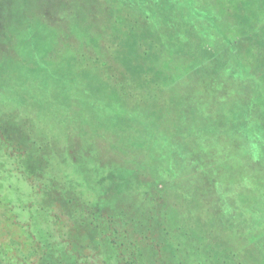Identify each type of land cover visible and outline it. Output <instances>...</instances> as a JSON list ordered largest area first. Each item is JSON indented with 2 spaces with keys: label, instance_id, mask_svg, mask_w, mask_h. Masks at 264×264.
Instances as JSON below:
<instances>
[{
  "label": "trees",
  "instance_id": "trees-1",
  "mask_svg": "<svg viewBox=\"0 0 264 264\" xmlns=\"http://www.w3.org/2000/svg\"><path fill=\"white\" fill-rule=\"evenodd\" d=\"M51 2L0 99V193L38 264H264V207L171 184L216 135L264 161V0Z\"/></svg>",
  "mask_w": 264,
  "mask_h": 264
},
{
  "label": "rangeland",
  "instance_id": "rangeland-1",
  "mask_svg": "<svg viewBox=\"0 0 264 264\" xmlns=\"http://www.w3.org/2000/svg\"><path fill=\"white\" fill-rule=\"evenodd\" d=\"M44 5L54 7L51 0H0V99H6V59L9 58H6V46L10 49L11 43L15 42L11 51L17 52L18 49L22 52L25 45L31 43L30 34L35 28L50 25L43 23L51 21V18H44ZM238 77L240 74L234 73L232 80L239 81ZM226 93L231 92L221 85H212L206 90L202 89L201 100L214 106L215 100ZM185 97L184 94L182 97L174 93L173 98L167 99L170 107L165 105L166 109L173 108L177 101L184 103ZM255 145L249 138L229 141L219 135L200 142L198 152L181 164L179 170L182 173H176L171 184L179 189L191 187L206 204L215 202L217 215H220V205L232 202L246 203L249 209L256 208L251 213H262L264 161L258 151L253 150ZM261 153L264 155V151ZM183 171H196V174L185 176ZM12 202L15 203V200L7 192L0 193V264H38L40 250L28 240Z\"/></svg>",
  "mask_w": 264,
  "mask_h": 264
}]
</instances>
